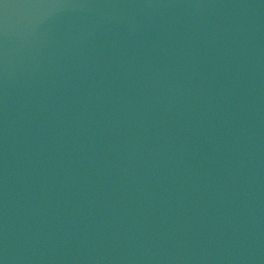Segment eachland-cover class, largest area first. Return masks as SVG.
<instances>
[{
    "label": "water",
    "instance_id": "obj_1",
    "mask_svg": "<svg viewBox=\"0 0 264 264\" xmlns=\"http://www.w3.org/2000/svg\"><path fill=\"white\" fill-rule=\"evenodd\" d=\"M0 264H264V0H0Z\"/></svg>",
    "mask_w": 264,
    "mask_h": 264
}]
</instances>
